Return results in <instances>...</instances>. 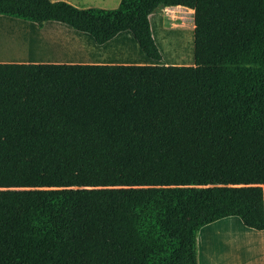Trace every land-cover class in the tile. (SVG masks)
Here are the masks:
<instances>
[{
  "label": "trees",
  "instance_id": "trees-1",
  "mask_svg": "<svg viewBox=\"0 0 264 264\" xmlns=\"http://www.w3.org/2000/svg\"><path fill=\"white\" fill-rule=\"evenodd\" d=\"M193 10V64L0 62V264H198L199 229L264 230V0H0L102 45Z\"/></svg>",
  "mask_w": 264,
  "mask_h": 264
},
{
  "label": "crops",
  "instance_id": "crops-1",
  "mask_svg": "<svg viewBox=\"0 0 264 264\" xmlns=\"http://www.w3.org/2000/svg\"><path fill=\"white\" fill-rule=\"evenodd\" d=\"M62 1H66L77 8L97 7V5H92V0ZM184 9H186V7L173 6L165 7L163 11L179 10L181 12L178 14L185 15V13L182 12ZM188 10L193 11L189 8ZM171 15L175 17L176 21L177 13L175 15L171 13ZM63 25L65 24L47 21L42 27H38L35 23L27 20L0 15V62L158 64L156 61L150 59V62V60H148L149 58L142 52L133 36L131 38L125 34L127 32L119 33L102 45H97L86 33L84 34L87 36L71 33L70 37L75 39V41H82L83 45H90L92 40L93 43L99 47L98 49H106L103 53L113 55L108 56L102 54L98 57H94L91 54H86L85 56L73 54L74 50L67 51L66 44L58 41L54 36L55 33H51L53 32L52 30L49 33L46 30V27L50 26L55 32L62 31L66 29ZM192 25L194 27V23L191 24V27ZM177 26L178 25L175 27ZM34 34L37 37L36 39L33 37ZM132 41L135 42L137 49L141 52L140 54L137 50L134 51L137 55L136 57H127V55L119 54V51H115V49L118 50L119 46L125 43L127 44V48L130 45L133 47ZM70 48L73 49L72 46ZM192 61L193 58L191 61L187 58H183L180 61H166V63L163 64L191 65L193 64ZM262 189L264 205V185ZM196 244L198 264H264V230L259 231L246 227L237 216L224 217L202 226L197 233Z\"/></svg>",
  "mask_w": 264,
  "mask_h": 264
},
{
  "label": "rangeland",
  "instance_id": "rangeland-1",
  "mask_svg": "<svg viewBox=\"0 0 264 264\" xmlns=\"http://www.w3.org/2000/svg\"><path fill=\"white\" fill-rule=\"evenodd\" d=\"M120 0H92V5H97L98 8L104 9H114L118 6ZM101 6V7H99ZM164 8H158L154 13L149 16L152 36L155 40V43L159 49L160 54L162 55L161 61H156L158 64L169 62L180 61L183 58H187L189 61L193 58L192 44H193V11H189L188 8L184 9L185 15L178 14L181 11L168 10V12L163 11ZM171 13L174 15L177 13L176 21L175 17H172ZM178 25L177 27H175ZM66 29L62 31L55 32L51 29L50 26L46 27L48 33L52 30L55 33V38L66 44V50H74L73 54H77L79 56L93 55L94 57H98L102 54L112 56L108 53H103L104 50L98 49L99 47L93 43L91 40L90 45H83L81 41H75V39L71 38L72 34H81L82 36H87L84 33H79L66 25H63ZM50 29V30H49ZM62 29V28H61ZM70 32V33H69ZM127 36L132 38L130 33H125ZM51 36V35H50ZM34 39H36V35H33ZM46 37V36H42ZM89 37V36H88ZM50 38V37H49ZM47 38V39H49ZM133 40V39H132ZM93 44V45H92ZM133 47H126V43L119 46L118 50L115 49L116 52L119 51V54L127 55V57H136L134 51H138L137 45L134 41H132ZM72 46L73 49L70 47ZM121 47V48H120ZM69 49V50H68ZM89 49V50H88ZM32 53V52H31ZM141 54V52H140ZM150 60V59H148ZM151 62V60H150ZM193 63V61H192ZM168 65V64H166ZM176 65V64H173ZM189 65V64H186Z\"/></svg>",
  "mask_w": 264,
  "mask_h": 264
}]
</instances>
